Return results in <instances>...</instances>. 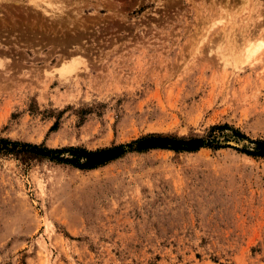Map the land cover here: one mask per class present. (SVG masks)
I'll list each match as a JSON object with an SVG mask.
<instances>
[{"label":"rangeland","instance_id":"374dc122","mask_svg":"<svg viewBox=\"0 0 264 264\" xmlns=\"http://www.w3.org/2000/svg\"><path fill=\"white\" fill-rule=\"evenodd\" d=\"M218 124L264 138V0H0L2 137L95 150ZM226 134L94 169L0 152V264H264V158Z\"/></svg>","mask_w":264,"mask_h":264},{"label":"trees","instance_id":"16d2710c","mask_svg":"<svg viewBox=\"0 0 264 264\" xmlns=\"http://www.w3.org/2000/svg\"><path fill=\"white\" fill-rule=\"evenodd\" d=\"M232 130V136L238 140L247 139L254 146L245 145L236 148L255 158H264V138L251 139L240 130L229 124L213 125L207 136L179 137L172 134L149 133L130 143H121L90 150L84 146H67L62 148H50L44 144H36L27 141L13 140L0 135V152L14 155L25 163L34 160H51L60 163L71 164L80 169H94L105 165L128 152H146L152 149H169L175 152H196L202 148L213 150L230 147L222 144L221 137L226 136V130ZM220 135H217V134Z\"/></svg>","mask_w":264,"mask_h":264},{"label":"bare ground","instance_id":"6f19581e","mask_svg":"<svg viewBox=\"0 0 264 264\" xmlns=\"http://www.w3.org/2000/svg\"><path fill=\"white\" fill-rule=\"evenodd\" d=\"M240 34H241V33H240ZM260 41H261V40H260ZM255 46H256V45H255ZM255 46H254V45L251 46V47H250V50H249L248 52L253 53V52H255V51H258V50H259V47L257 48V49H258V50H257L256 48H253V47H255ZM260 49H261V48H260ZM248 54H249V53H248ZM248 54H247V55H248ZM249 55H251V54H249ZM251 56H252V55H251Z\"/></svg>","mask_w":264,"mask_h":264}]
</instances>
